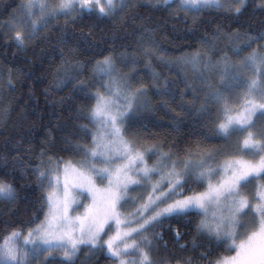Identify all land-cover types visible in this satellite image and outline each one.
<instances>
[{"label": "snow or ice", "instance_id": "1", "mask_svg": "<svg viewBox=\"0 0 264 264\" xmlns=\"http://www.w3.org/2000/svg\"><path fill=\"white\" fill-rule=\"evenodd\" d=\"M0 4V47H14V57L31 49L41 65L60 60L42 93L52 111L39 151L30 135L31 88L0 142V264H76L85 249L83 264L100 255L111 264H264V0ZM156 12L162 19L153 22ZM78 21L88 28L80 27L79 39L69 31ZM106 21L113 26L97 33ZM165 30L169 43L192 41L196 49L178 46L180 54L169 55L159 38ZM141 60L149 84L137 79ZM21 77L31 74L9 70L0 91L14 92ZM64 89L68 94L56 98ZM159 109L175 113L173 132L188 126L187 135L219 138L224 146L181 147L152 130L160 122L149 117ZM10 110L0 101V116ZM7 129L5 122L0 135ZM30 177L41 193L35 200L27 195ZM16 180L25 182L20 191ZM192 184L204 190L185 195ZM189 216L199 219L191 241L181 244L171 220ZM165 231H174L180 253L195 255L168 253ZM221 248L232 254L213 255Z\"/></svg>", "mask_w": 264, "mask_h": 264}, {"label": "trees", "instance_id": "2", "mask_svg": "<svg viewBox=\"0 0 264 264\" xmlns=\"http://www.w3.org/2000/svg\"><path fill=\"white\" fill-rule=\"evenodd\" d=\"M21 0H7V4H10L12 7H15L16 4H18ZM4 11V5L0 4V12ZM138 12H140L142 15H148V11L146 9L140 8L137 9ZM6 16V13H4ZM153 15V22H155L157 19H162V14L160 12H156ZM166 15V13H165ZM183 13H181V16ZM257 19L259 18V14H257ZM60 23H63V18H61ZM172 23L174 21H169L168 28L170 29L172 26ZM84 27V32L87 33L88 28L84 26V22L78 21L77 25L69 26V31L73 34V36L77 39L80 38V27ZM113 26L112 21H106L104 24L100 25L99 28L96 29V32L99 33L101 29L108 30ZM178 28H182L183 25L177 24ZM167 30H165L164 33L159 34L160 42L163 43L169 50H172L176 52L174 49H176L178 46H182L181 50H192L197 45L192 41H177L176 44L169 43L168 39H166ZM96 37H88L89 40H94ZM2 42V41H0ZM128 43H131L129 41ZM187 44H192L191 48H187ZM165 47V48H166ZM14 47H8L7 49L0 47V61L3 64L4 68L7 70H11L14 77L19 76L20 72H25L31 74V78L25 79L23 77L20 78V82L18 83L15 79L13 80V83L15 84V91L9 93L3 100L2 104L4 108L9 107V103L11 105V110L9 111L7 115L6 121L0 123V129H3V125L5 122L7 123L8 129L6 131H3V135H0V142L4 139L5 136L8 135V131L12 129V126L15 124V122L18 120V113L21 105L28 100V97L26 93L31 88L33 92V98L29 102L30 105L36 106V115L30 116L29 120L32 124L35 126V131L33 133H30V135L34 136V147L35 150L39 151V144L40 140L45 135V125L48 124V113H51L52 109L45 107V98L43 93V90L49 86V84L52 81V72L54 69L60 64V60L57 57L54 61H45L43 65L40 64V62L36 59L33 51L29 49L27 53H16L15 57L13 56V53L15 52ZM6 52V55H5ZM25 57H27V60L32 61V63L35 65L34 67L27 63L25 61ZM81 59H85L86 57H80ZM153 67L156 68L157 71H160V67L157 64V61H152ZM87 75V73H86ZM164 75H168L171 78V74L167 72V70H164ZM38 78V79H37ZM180 87H183V85H180ZM68 94V89H64V91L56 93L55 96L58 98L59 96H65ZM151 94V93H150ZM52 94H50L51 96ZM43 112L44 119L37 121V116H39ZM175 113L167 112L164 109H159L155 112L154 116L149 117L150 120H157L160 122V127L156 129H152L153 131L159 132L163 135H169L170 137L176 138L178 140V143L181 147H184L188 145L189 143L192 144L193 148L195 149V142L200 141V146L203 149H213V148H221L224 146V140L219 138H213L210 140H204L203 136L197 134L189 136L188 133V126L183 127L179 133L173 132L171 128L168 127L169 121L171 120L172 116H174ZM53 123H55V120H53ZM151 128V125H150ZM204 132L205 134L210 135L208 133L207 128L201 129L197 127V133ZM24 148L27 147V144L25 143L23 145ZM60 155H64L67 159V154L61 153ZM34 159V158H33ZM35 162V160H34ZM34 178H29V183L32 184L31 190L27 192V195L29 199L35 200L37 199L41 193L39 189H36L34 186ZM25 183L21 180H16L15 184L18 189V191L21 190V185ZM204 187H198L195 184L190 185V187L186 188L185 195L188 193H191L192 191H200ZM6 207V202H0V209H4ZM20 207L23 208V203L20 204ZM31 214V210L29 211L28 215ZM27 218V216L25 217ZM40 218H43V213H40ZM2 219H7V217H3ZM199 219L198 216H189V217H180V218H173L171 220V225L173 230H178L183 234V239L180 240V243L183 244L186 241L190 242L192 239L193 229L195 222ZM38 222V221H37ZM174 231H165L164 232V241H167L168 243V253L176 252L178 255H195V253H192L190 249H186L183 253H180L178 249L174 248ZM163 243V242H161ZM86 249L84 252L79 253V259H77L76 264H83L82 256H85ZM223 254V255H229L231 253L224 252L223 249H217L214 251L213 255L217 254ZM81 254V255H80ZM160 254H165V249H160ZM58 255V254H56ZM59 256V255H58ZM92 264H111L109 260H107L103 255H100L98 259H94L92 261Z\"/></svg>", "mask_w": 264, "mask_h": 264}, {"label": "rangeland", "instance_id": "3", "mask_svg": "<svg viewBox=\"0 0 264 264\" xmlns=\"http://www.w3.org/2000/svg\"><path fill=\"white\" fill-rule=\"evenodd\" d=\"M21 2V1H20ZM19 2V3H20ZM18 3V4H19ZM162 45H163V43H161ZM163 47H166L165 45H163ZM197 47V46H196ZM196 47L194 48V49H192V50H184V51H189V52H192V51H194L195 49H196ZM167 48V47H166ZM168 49V48H167ZM169 55H171V56H175V55H179L180 53L179 52H174V51H172V50H169V53H168ZM123 71L124 72H128L129 71V68H127V67H125V68H123ZM0 73H2V77H0V86H2L3 85V81L4 80H6L7 79V77H8V74H9V70H7V69H5L4 68V66H3V64L1 63V61H0ZM14 76V75H13ZM136 76H137V79H142L143 81H144V83L145 84H149L150 82H151V72H150V70H148V69H146L145 68V65H144V61L143 60H141V62H140V64L137 66V73H136ZM9 93H11L6 87H3L2 88V91H0V101H2L3 102V100H4V98L9 94ZM6 119H7V116L6 117H2V116H0V123H2V122H4V121H6ZM235 140V137H233V141ZM224 144H225V141H224ZM246 158H248V157H246ZM155 159V157H153L152 158V160H154ZM218 159L220 160V162L222 163L223 162V160H224V156L223 155H220L219 157H218ZM152 160H149V164H151L152 163ZM102 187V186H101ZM204 190V188L202 189V190H200V191H203ZM255 188L253 187L252 189H251V192H252V194L253 195H255ZM192 193V192H191ZM191 193H188V194H186V195H190ZM253 202H255V201H253ZM81 211H82V207H81V209H80ZM121 211H124V209H122ZM58 255H60L59 253H57ZM232 254V253H231ZM231 254H229V255H231ZM81 255V254H80ZM82 258V261L84 262V256H82L81 257Z\"/></svg>", "mask_w": 264, "mask_h": 264}]
</instances>
